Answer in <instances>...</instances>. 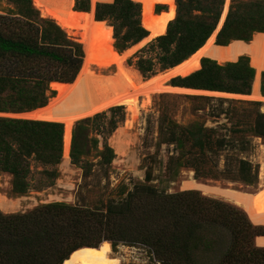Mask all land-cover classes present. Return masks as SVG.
Segmentation results:
<instances>
[{
  "label": "trees",
  "instance_id": "trees-1",
  "mask_svg": "<svg viewBox=\"0 0 264 264\" xmlns=\"http://www.w3.org/2000/svg\"><path fill=\"white\" fill-rule=\"evenodd\" d=\"M7 1L13 9L0 14V114H22L46 106L51 83L71 84L75 80L85 48L53 20L42 18L32 0ZM175 2L176 16L166 33L149 43L162 52V71L187 60L205 44L217 26L224 0ZM75 11L88 12L89 0H75ZM161 11V7L156 8L157 14ZM140 15V5L132 0H98L94 31L112 35L113 29L114 47L123 52L148 35ZM258 33L264 34V0H236L216 44L248 43ZM112 49L104 45L97 53L104 50L108 58ZM136 66L144 75H155L150 62L141 60ZM259 75V92L264 97V72L259 74L244 56L223 64L202 59L198 71L171 83L198 91L253 95ZM89 121L78 123L73 130L70 160L74 165L89 153L85 129ZM247 132L264 138V114L257 111L253 125L235 130L236 134ZM63 135L61 123L0 117V173L12 178L13 196H25L37 175L58 177ZM215 135L214 129L202 126L171 135L169 142L176 144L180 153L179 166L194 168L204 178L217 176L213 168H204L209 161L206 154L228 142ZM97 143L92 140L94 147ZM192 151L196 157L185 161ZM101 155L106 163L113 158L108 147ZM238 167L240 179L246 185L254 184L256 174L251 164L240 160ZM230 173L226 170L221 175ZM146 180L150 181V175ZM263 236L264 226L253 224L232 204L203 197L197 190L160 194L143 184L120 203H109L105 212L62 203L42 205L23 214L0 210V264H62L71 253L97 249L103 242L113 246L141 244L157 264H264V247H258L262 244L257 241Z\"/></svg>",
  "mask_w": 264,
  "mask_h": 264
},
{
  "label": "rangeland",
  "instance_id": "rangeland-1",
  "mask_svg": "<svg viewBox=\"0 0 264 264\" xmlns=\"http://www.w3.org/2000/svg\"><path fill=\"white\" fill-rule=\"evenodd\" d=\"M132 1L140 5L141 26L149 33L140 42H144L148 37H159L155 31L157 30L156 27H149L142 22V3L138 0ZM97 2L98 0H94V3L97 4ZM112 2L113 0H111ZM96 4L89 0V10L92 5L93 14L92 32L95 37L101 40L93 50L92 77L114 75L119 65V60L114 53L122 54L125 51L129 52L126 56L127 58L125 57L126 64L137 71L139 76L141 75V79L152 77L150 76L152 74L144 75L137 69L136 65L141 60L150 62L152 72L155 75L167 71H162V63L160 61L162 52L156 46L151 47L149 45L155 38L145 43V45H142V43L136 46L139 42L123 52H118L114 47L116 41L113 38V29L112 35L96 34L94 31L93 12ZM234 4H236V0H228L226 9L228 13ZM158 7L162 8L159 14L156 13V8ZM9 9H13V5L7 0H0V14H5ZM168 10L173 16L171 19L173 21L176 16L175 0L160 1L154 7L152 15L155 19H160V16L164 15ZM40 16L46 18L41 13ZM104 22L111 27L109 22ZM219 32L214 34L213 43H216ZM71 38L75 41L77 40L76 38ZM104 45L113 48L108 58L104 56V50L100 54L97 53V50ZM168 78L163 80L162 90L159 92L154 90L150 92V89L149 91L146 89L143 92L138 90L134 93L132 99L138 106L137 113L139 114H135L134 120L131 117V113L123 106H114L94 116L77 120L71 128L68 150L69 163L66 165L62 157L56 179H48L45 175H37L33 178L27 194L19 197L11 194L12 178L7 174L0 173V196L5 199L9 206L5 213L23 214L39 206L52 203H62L80 209L105 212L109 203H120L126 199L127 195L135 187L143 184L155 189L160 194H175L189 190L196 191L197 182L221 190H232L247 194L258 193L264 184L263 179L259 178L260 170L264 163V138L255 137L250 132L236 134L235 130L240 128L247 129L250 124L253 125L257 111L264 114V100L252 97H249L250 100H246L242 99L243 97L235 98L236 96L223 97L199 94L197 92H179L170 89V87H173L171 83L173 79ZM260 85L259 75L253 93L254 96L256 91L260 95ZM98 86L104 87L106 90L117 88L114 82L109 81V79L101 80ZM148 92L151 93L149 99L146 97ZM54 96H56L55 89H51L49 85L46 106ZM247 103H259V106L247 105ZM83 107H86V104L77 105L76 108L70 110H72V113H81L84 110ZM64 109L62 108V110ZM0 117L25 119L22 118L24 116L19 117V114H0ZM85 120H90L85 125L86 146L89 153L82 157L79 165H74L70 160L72 134L77 124ZM198 126L214 129L216 131L215 138H224L228 142L224 148L207 152L206 154V158L209 161L205 163L204 168H213L214 171L218 172L215 177L204 178L200 174V176L196 174L194 168L179 166L177 159L180 158V153L176 150V144L169 142L171 135L180 134L184 129L191 130ZM118 132L125 135V141L128 144L126 156L118 154L113 146L112 139ZM94 139L98 141L96 147L92 144ZM190 146L191 142L188 141L187 150H189ZM106 147L113 152V158L110 163H106L101 155ZM194 157H196V152L187 153L184 160H192ZM240 160L251 164L253 172L256 174L254 184L246 185L240 179L238 172V161ZM185 161L182 162L184 163ZM226 170L231 171V173L227 176L221 175V172L223 173ZM148 175H150V181L147 182L146 178ZM197 192L203 197L231 204L221 196H205L200 191ZM90 250L93 253L91 259H83L74 254L68 259L69 262H64V264H157L150 250L141 244L118 243L113 246L111 242H103L97 249Z\"/></svg>",
  "mask_w": 264,
  "mask_h": 264
},
{
  "label": "bare ground",
  "instance_id": "bare-ground-1",
  "mask_svg": "<svg viewBox=\"0 0 264 264\" xmlns=\"http://www.w3.org/2000/svg\"><path fill=\"white\" fill-rule=\"evenodd\" d=\"M92 1L93 4H96L94 3V0ZM138 1L143 5L142 22L149 27H156L157 30L155 31L157 32V36L164 35L168 23L173 18L170 14V10L160 16V19H155L152 15L153 9L157 3L162 0ZM227 2L228 0H225L222 20L226 12ZM33 6L43 17L53 20L57 25H59L68 36L76 38V41L84 46L85 56L83 66L80 69L76 80L71 84L51 83L50 88L55 89L56 96H54L50 103L43 108L19 114V117L24 116L22 118L25 119L57 122L63 124L66 128H68V130H71L73 124L79 119L94 116L95 114L104 112L114 106H123L129 113H131V117L134 120L135 116L138 114V106L132 99L135 92L138 90H142L143 92V90L146 89L148 91L150 89V92H152V90L159 92L162 90L163 80L165 78L169 77L168 79H171L179 75L184 76V73L187 75L188 73L198 70L199 62L202 58L216 61L218 64H223L227 62H236L240 57L244 56L249 59L250 66L258 73L264 72V34H255L252 40L248 43L242 41H232L227 46H219L216 43H213L214 33L191 57L162 74L155 75L147 79H141V75L139 76L137 71L133 70L126 64L125 59L127 58L126 56L129 52L125 51L122 54L114 53L119 60L118 70H115L114 75L109 77L102 75L92 77L91 67L94 62L93 50L101 41L99 38L95 37L92 32V5L88 12L75 11L74 0H33ZM142 43L143 42H140L136 46H139ZM107 79H109V81H113L117 88L106 90L104 87L98 86L101 80ZM170 89L179 92H197L199 94L209 93L216 96H224L223 93L219 92L198 91L179 87H170ZM150 92H148V96L145 95L148 99L151 96ZM233 96L244 97L242 95ZM255 96L252 95L250 97L264 100V98H262L257 91L255 92ZM82 104H86V107H83V112H71L72 110L70 109L76 108L77 105L80 106ZM62 108L65 109L62 110ZM112 142L118 154H126L128 144L125 141V135H123V133L118 132L113 137ZM69 143L70 136L67 133L64 136L63 152V162L66 163V165L69 163ZM259 178H262L264 183V163L262 164ZM196 190L200 191L205 196L223 197L227 202H230L234 206L243 210L253 224L264 226V184L262 189L256 194L240 193L232 190H221L198 182L196 184ZM8 209V203H6L5 199L0 196V210L5 213V210ZM257 241L260 245L262 244L261 246H264V236L257 238ZM92 254L91 250L85 248L80 249L75 253L76 256L83 259H91ZM67 262L69 261H65V263Z\"/></svg>",
  "mask_w": 264,
  "mask_h": 264
},
{
  "label": "water",
  "instance_id": "water-1",
  "mask_svg": "<svg viewBox=\"0 0 264 264\" xmlns=\"http://www.w3.org/2000/svg\"><path fill=\"white\" fill-rule=\"evenodd\" d=\"M91 9V8H90ZM227 9V8H226ZM223 12H224V6H223V8H222V11H221V15H220V18H219V21H218V23H217V26H216V28H215V30L213 31V33L212 34H217L221 29H222V27H223V25H224V23H225V20H226V18H227V15H228V12L226 11L225 12V14H224V17H223V20H222V15H223ZM221 20H222V22H221ZM221 22V23H220ZM220 25V26H219ZM218 26H219V28H218ZM218 28V29H217ZM217 30V31H216ZM211 34V35H212ZM148 35H149V33H148ZM210 35V36H211ZM153 38H156V37H148L147 39H145V41L143 42V44L142 45H145V43H147V42H149V41H151ZM210 38V37H209ZM208 38V39H209ZM207 39V40H208ZM202 59H207V58H202ZM201 59V60H202ZM201 60H200V62H199V69L201 68ZM82 66H83V64H82ZM82 68V67H81ZM198 69V70H199ZM198 70H196V71H198ZM196 71H193V72H191V73H188L187 75H185L186 73H184V76H176V77H173L172 79H175V78H186V77H188L189 75H191V74H193L194 72H196ZM75 80H76V78H75ZM74 80V81H75ZM73 81V82H74ZM54 83H56V84H65V83H58V82H54ZM171 88H177V87H171ZM251 93H252V91H251ZM207 94H209V93H207ZM224 94V96H227V97H235V96H233L232 94H226V93H223ZM212 95V94H211ZM223 96V97H224ZM242 96H244L243 98L242 97H240V98H242V99H246V100H250L249 99V97L251 96V95H242ZM235 98H237V97H235ZM262 98H264L263 96H262ZM63 125V124H62ZM63 131H64V135H63V143H64V136L68 133L69 134V136H71V130H68V128H66L64 125H63ZM256 226H261V225H259V224H257ZM259 247H261V246H259ZM262 247H264V246H262ZM74 253V252H73ZM73 253H71L70 254V256L68 257V259L71 257V255L73 254ZM68 259H66L65 261H67ZM65 261H63V263L62 264H64V262Z\"/></svg>",
  "mask_w": 264,
  "mask_h": 264
}]
</instances>
